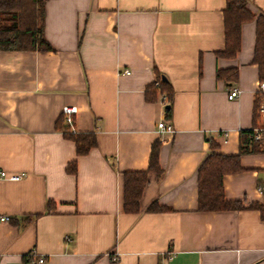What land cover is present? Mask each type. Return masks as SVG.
I'll return each mask as SVG.
<instances>
[{
  "label": "crops",
  "instance_id": "obj_1",
  "mask_svg": "<svg viewBox=\"0 0 264 264\" xmlns=\"http://www.w3.org/2000/svg\"><path fill=\"white\" fill-rule=\"evenodd\" d=\"M246 1L255 17L242 24L237 55L222 57L227 0H44L53 49L0 48V215L10 216L0 220V264H28L33 250L44 264H264V211L253 207L264 205V151L241 141L264 124L254 62L264 0ZM233 87L241 94L229 99ZM65 106L77 107L72 126ZM163 117L175 132L158 131ZM61 119L94 132L96 146L79 155ZM210 139L225 154L251 147L243 169L223 178L242 209L198 208ZM156 141L163 173L149 174L139 212H128L123 172L148 169ZM155 200L172 210L149 212Z\"/></svg>",
  "mask_w": 264,
  "mask_h": 264
},
{
  "label": "trees",
  "instance_id": "obj_2",
  "mask_svg": "<svg viewBox=\"0 0 264 264\" xmlns=\"http://www.w3.org/2000/svg\"><path fill=\"white\" fill-rule=\"evenodd\" d=\"M44 8V0H0V48L4 50H52L51 44L44 38L41 26V16ZM225 17V38L226 45L223 50L218 51L222 57H235L241 48V27L246 21L254 19V14L249 10L246 0H227V7L224 12ZM254 62L259 66L260 80L264 81V16L257 20V39L254 53ZM237 78L236 69L218 70V77L227 76ZM160 91L166 92L172 98V87L168 81L161 76ZM158 88L155 84L148 85L146 98L156 100ZM257 103L259 97L257 94ZM171 107L167 109L170 112ZM258 104L256 105V116ZM258 117V116H257ZM65 120V117L63 118ZM63 119L59 121L58 127L64 129L66 136L72 138L76 143V150L79 155L87 154L91 148L96 146L97 138L94 132L73 133L64 127ZM255 126V125H254ZM253 127L241 131L242 145L237 154H225L218 150V144L211 140V152L201 164L198 170V208L201 211L237 210L244 208L241 201H231L226 198L223 178L231 172H238L243 169L241 165V154L259 148L258 144L250 139ZM160 143L154 142L152 145L149 167L140 171H125V196L124 206L128 212H139L140 200L143 190L149 182L151 172L161 176L163 168L159 158ZM69 171H76V162L69 165ZM52 201L48 203L49 209ZM253 207L262 209L264 205L254 204ZM171 207L153 201L149 207V212L171 211Z\"/></svg>",
  "mask_w": 264,
  "mask_h": 264
},
{
  "label": "built area",
  "instance_id": "obj_3",
  "mask_svg": "<svg viewBox=\"0 0 264 264\" xmlns=\"http://www.w3.org/2000/svg\"><path fill=\"white\" fill-rule=\"evenodd\" d=\"M125 73L129 74L131 71L129 69L125 70ZM241 90L238 87L231 88L228 97L229 99H236L240 96ZM257 94L259 97V103H258V110L257 113L264 118V81H260ZM77 111V107L75 106H65L63 109V112L65 113V119L69 123V125H73V118L72 114ZM158 131L161 134H164L166 132L173 133L175 132V128L173 125L163 117L159 123H158ZM250 139L252 142H255L258 144L260 149L264 151V124H256L253 126V131L251 133ZM7 177V173L4 170H0V178ZM21 175H12L9 178L11 179H19ZM9 215H0V220H9ZM27 261L28 264H44L46 262L45 255H37L35 251L29 252L27 255Z\"/></svg>",
  "mask_w": 264,
  "mask_h": 264
},
{
  "label": "water",
  "instance_id": "obj_4",
  "mask_svg": "<svg viewBox=\"0 0 264 264\" xmlns=\"http://www.w3.org/2000/svg\"><path fill=\"white\" fill-rule=\"evenodd\" d=\"M163 79L165 80L166 79V77L163 75ZM169 105H167V107H168Z\"/></svg>",
  "mask_w": 264,
  "mask_h": 264
}]
</instances>
